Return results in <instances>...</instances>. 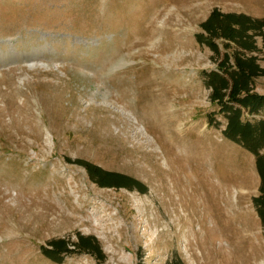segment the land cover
<instances>
[{
  "label": "rangeland",
  "instance_id": "374dc122",
  "mask_svg": "<svg viewBox=\"0 0 264 264\" xmlns=\"http://www.w3.org/2000/svg\"><path fill=\"white\" fill-rule=\"evenodd\" d=\"M213 8L264 18V0H0V264H229L237 242L264 259L256 156L223 134L203 73L238 52L198 41ZM77 159L146 190L99 186ZM78 234L104 258L43 253Z\"/></svg>",
  "mask_w": 264,
  "mask_h": 264
},
{
  "label": "trees",
  "instance_id": "16d2710c",
  "mask_svg": "<svg viewBox=\"0 0 264 264\" xmlns=\"http://www.w3.org/2000/svg\"><path fill=\"white\" fill-rule=\"evenodd\" d=\"M203 30L197 35L201 43L207 44L213 51H218L216 38H223L236 44L238 52L231 62L228 54H224L217 69L204 70L210 98L220 105V111L227 117L223 134L234 142L241 144L256 156V167L260 176V194L253 198L254 204L264 227V155L259 149L264 145V118L255 121L242 119V110L250 114H258L264 109V94L253 90V79L264 75V68L255 54L258 50L254 36L262 35L264 18H253L244 13L222 12L213 8L200 23ZM248 53V54H247ZM76 163L85 167L89 178L99 186L125 187L140 192L146 186L138 180L115 171L105 170L88 161L77 159ZM77 240L69 247L64 239L52 240L49 248H42L43 253L55 261H61L71 251L88 252L97 259L104 258L95 238L78 234ZM170 264H183L175 258Z\"/></svg>",
  "mask_w": 264,
  "mask_h": 264
},
{
  "label": "bare ground",
  "instance_id": "6f19581e",
  "mask_svg": "<svg viewBox=\"0 0 264 264\" xmlns=\"http://www.w3.org/2000/svg\"><path fill=\"white\" fill-rule=\"evenodd\" d=\"M26 56H22L23 59H25ZM129 195L132 197V199L134 200V202H140L139 197H137L134 193H129ZM203 207H204V211L206 212L209 209L208 204L204 203L203 200ZM96 222V221H95ZM204 231H206L204 237H203V241L204 242H209L212 243L214 239L219 237V233L215 232L214 230V226L210 227V228H204ZM231 237V235L227 236L226 239L228 240ZM244 243L246 242L243 241ZM198 243V241H197ZM230 245V243L228 244ZM243 243L242 242H237V244H234L232 246V250L231 252L229 251V255L226 258V261L229 264H264V259L262 260H258V253L261 252V244L259 242H257V245H250V247L248 246V251L245 255L241 254V248L243 247ZM186 247H185V251H186ZM240 251V252H239ZM190 256V255H189ZM240 261V262H236V261Z\"/></svg>",
  "mask_w": 264,
  "mask_h": 264
}]
</instances>
